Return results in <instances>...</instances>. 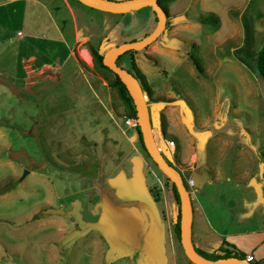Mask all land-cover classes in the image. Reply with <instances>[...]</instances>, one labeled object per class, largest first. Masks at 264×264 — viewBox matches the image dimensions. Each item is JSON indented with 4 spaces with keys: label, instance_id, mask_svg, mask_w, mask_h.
<instances>
[{
    "label": "rangeland",
    "instance_id": "obj_1",
    "mask_svg": "<svg viewBox=\"0 0 264 264\" xmlns=\"http://www.w3.org/2000/svg\"><path fill=\"white\" fill-rule=\"evenodd\" d=\"M161 1L188 8L193 25L178 29L173 21L174 46L149 45L117 60L131 67L133 56L155 98H164L150 107L157 142L192 186L210 166L232 177L252 166L260 182L264 80L232 49L245 42V26L252 46L264 45V0ZM74 2V21L62 0L0 6V264H166L156 260L160 253L172 259L170 236L177 237L171 187L140 146L136 126L127 123L110 84L113 73L97 69L90 51L143 39L156 29L158 14L151 5L114 13ZM211 14L219 16V27L213 19L194 20ZM74 23L91 41L79 37L72 45ZM162 37L172 38L167 29ZM31 54L57 68L34 65L37 73L29 75L33 66L24 60ZM241 143L258 145L261 154L252 146L251 155L240 151ZM104 209L103 222H118V210L126 213L121 236L116 221L104 230L92 225ZM193 209V228L208 239L203 252L215 256L220 237ZM194 243L199 249L197 237ZM122 252L132 256L112 262ZM178 253L185 256L180 244Z\"/></svg>",
    "mask_w": 264,
    "mask_h": 264
},
{
    "label": "crops",
    "instance_id": "obj_2",
    "mask_svg": "<svg viewBox=\"0 0 264 264\" xmlns=\"http://www.w3.org/2000/svg\"><path fill=\"white\" fill-rule=\"evenodd\" d=\"M11 1L12 0H7L6 2L1 3L0 6L9 5L13 2H18L23 0H14L12 2ZM28 1H32V0H28ZM35 1H39V0H35ZM62 1L64 2L65 7L68 9L70 14L73 16V21H74L75 9L73 5L75 3L74 2L75 0H62ZM247 1L252 2V0H247ZM22 6L24 7V5ZM169 9L170 10L181 9L178 12L172 13L170 17H168V20H170L171 22L173 21L174 23L177 22L173 24L174 25L177 24L178 29L180 27H190L188 25H193L192 23H190L191 21L190 18L192 16L188 15V11H187L188 8L186 7L182 8V6L180 7L173 6V7H169ZM51 13L52 12L49 10L48 14L50 17H52L53 14ZM242 14L243 13H238V16L241 18ZM55 27L59 29L60 33L62 32L61 26L59 24L55 25ZM169 31L170 29L168 30V36L172 37L170 40L167 37L165 38L162 37L161 39L159 38L158 40L154 41L151 44V46H153L155 50L159 49L160 47L167 46L164 42L170 43L174 46L173 39L175 37H173V35L178 34L179 30L178 31L174 30V32L170 34ZM19 34L23 35L24 33L23 32L21 33V31H19ZM74 36H75V40L72 43V45H74L76 41H78L79 37H84L85 42L91 41L89 35L79 34V29L76 24L74 25ZM238 47L240 46H237L232 49L233 54H234V50ZM69 49L70 50L68 51V54L73 55L75 53L74 50L71 48ZM27 60L28 62L30 61V63L32 64L31 66H33L30 67L29 75H31V73L33 74L37 73L34 65L36 66L40 65L41 68H45L47 70L57 68L53 63L44 61L42 57L37 54L29 55L24 60V62ZM256 79L258 78L256 77ZM251 146L253 149H255L256 154L260 153L259 146L253 143H248V144L241 143L240 151L242 152L248 151L250 154L251 152L249 150L251 149ZM166 147L169 148L173 153H175V148H172L170 142L169 145H167ZM258 162L259 164L262 165L260 182L254 181L255 173L253 170L254 167L252 166L248 167V169L245 171L244 174L236 175L235 177H232L229 174H223L219 170L213 172L214 171L212 170L213 167L210 166V169L205 168L206 172L200 173L197 176H195L194 178L197 184L194 186L190 185L189 187L191 189L190 194L193 201V207L197 209V213L199 214V216H201L204 224L208 228H210V230L216 233L218 237H220L221 241L219 244H222L224 240H227L235 244L237 247L243 250L247 255L249 254L253 255L255 259L252 262L253 264L254 263L264 264V159L258 157ZM202 165H205V163H203ZM171 195L173 197V203H176L175 208L173 207V212H174L173 218L176 219L177 214L179 212V205L173 192L171 193ZM70 207L68 208L69 210L73 208L72 205H70ZM105 209L103 210L100 216L101 217L100 221H96L93 223L104 221ZM116 216H119L118 222L116 221L115 218L114 219L110 218V221L112 223V226L114 225L115 221L118 223L117 233L119 236H121V233L126 226L125 221L127 220L128 217L125 212H122L120 210L116 212ZM111 223L108 222V220L107 222H103V224H105L104 227H106L107 225L109 226V224ZM193 225H194V217L192 223L193 244L195 246L194 237H197L196 244H198L199 247L198 250L206 251V249L208 248V242L206 240L208 239H205L206 238L205 236L201 235L198 230H195L193 228ZM104 227L103 228L99 227V229L104 230ZM203 231L206 232V230ZM153 237L155 238V234L153 235ZM170 242L172 246V257H171L172 259H169L167 257L165 258L163 254L160 253L159 254L160 256L157 255L158 258L156 261L160 262L165 260L166 264H197L187 256L182 242H180L176 236H170ZM179 244L180 246H182L185 256L178 253ZM130 245L133 246L135 244L130 243ZM217 248H219V245L218 247H216V249ZM136 252L137 250L135 251V253ZM130 256H132V254L129 255L128 252H122L119 253L118 256L114 257L112 262L124 258L126 259L129 258ZM132 258H134V255Z\"/></svg>",
    "mask_w": 264,
    "mask_h": 264
},
{
    "label": "water",
    "instance_id": "obj_3",
    "mask_svg": "<svg viewBox=\"0 0 264 264\" xmlns=\"http://www.w3.org/2000/svg\"><path fill=\"white\" fill-rule=\"evenodd\" d=\"M80 2L104 11L114 13H124L135 9L151 5L158 14V25L156 29L141 40L125 42L112 47L104 54V64L117 73L120 78L129 86L132 96L136 102L139 113V125L143 136L144 145L157 163L160 170L169 177L177 186L181 198L182 224H181V242L187 256L197 264H253L246 261H216L201 256L194 244L192 238V223L194 217L193 201L189 188L182 174L177 172L156 140L154 123L151 118V108L148 104V96L143 89V85L134 72L118 64L117 59L120 55L130 50H144L157 40L167 28L168 13L158 0H79ZM204 138H201V141ZM59 161L62 162L60 158ZM28 171L25 173L27 174ZM9 188V187H7Z\"/></svg>",
    "mask_w": 264,
    "mask_h": 264
},
{
    "label": "trees",
    "instance_id": "obj_4",
    "mask_svg": "<svg viewBox=\"0 0 264 264\" xmlns=\"http://www.w3.org/2000/svg\"><path fill=\"white\" fill-rule=\"evenodd\" d=\"M158 1L162 5V1L161 0H158ZM162 6L167 11L168 17H170L169 7L164 6V5H162ZM211 19L215 20L217 22L215 26L219 27L218 24H219L220 18L216 14H211L209 16H200L199 18H197L195 20L199 21L203 24H209V23H211L210 22ZM156 21L158 23V17L156 18ZM172 26H173V22L168 20L166 29L169 30V29H171ZM245 28H246L245 42L243 43L242 46H240L234 50V56L238 60H240L242 63H244L259 80H264V45H262L259 48L253 47L252 46L253 37H251V35H253V34H251V27L245 26ZM164 43L168 46H173L170 43H167V42H164ZM90 50L93 54V61H94L95 67L97 69H99L100 71L106 70L108 72L113 73V78L110 79V84L116 88V90L119 94V97L125 106L126 116L131 117V118H136L138 120L136 130L138 133L140 146L145 150L147 155L150 158H152L150 156V154L148 153V151L144 145V142H143V136H142L140 125H139L138 107H137L136 102L132 96V92H131L129 86L120 78V76L117 73H115L113 70H111L108 66H106L104 64L105 52L100 51V49H97L94 45L90 46ZM131 52H133V51L130 50V51L125 52L124 54L120 55L117 60L121 59L123 56H125ZM143 56L147 60L154 62L153 56H151L150 54H147L144 52ZM191 57H192L195 65H196L197 69L200 72H204V69H203V66L201 64L200 59L195 54H191ZM120 65L127 68L128 70L134 72V74L140 79V82L143 85V89L148 92V95H149L148 104L150 107L153 104H157L158 102L164 100L163 97L158 98V99L155 98L151 87L148 85L145 74L141 71V69L139 68V66H138V64H137V62L133 56L131 58V65H132L131 67H128V66L122 65V64H120ZM0 124H2V123H0ZM199 158H201V157H199ZM170 162H171L173 168L177 172H179L180 174L183 175L181 169L177 166V164H174L172 161H170ZM156 165H157V163H156ZM165 178H166L167 184L171 187V190L174 193V196H175V198L178 202V205H179V212L177 214L176 219L174 220V231L177 235L178 240L181 242V224H182L181 198H180V194H179V191L177 189L176 184L166 175H165ZM51 212H56V211H55V209L51 208L50 213ZM101 222H98V223H95L92 225H95V226L98 225V227L103 228L104 224H103V222L102 223ZM196 250L201 256H203L207 259L216 260V261L234 262V261H246L247 260V254L243 250H241L239 247H237L235 244H233L227 240H224L222 242V244L219 246V248H217L215 250V256H209L208 254H206L203 251L198 250L197 248H196ZM254 264H257V263H254Z\"/></svg>",
    "mask_w": 264,
    "mask_h": 264
},
{
    "label": "built area",
    "instance_id": "obj_5",
    "mask_svg": "<svg viewBox=\"0 0 264 264\" xmlns=\"http://www.w3.org/2000/svg\"><path fill=\"white\" fill-rule=\"evenodd\" d=\"M127 123L129 125H131L132 127L133 126H137L138 124V120L136 118H131V117H127ZM189 181V184L192 186L194 184V181L193 179H188ZM247 260L250 261V262H253L255 259H254V256L253 255H247Z\"/></svg>",
    "mask_w": 264,
    "mask_h": 264
},
{
    "label": "flooded vegetation",
    "instance_id": "obj_6",
    "mask_svg": "<svg viewBox=\"0 0 264 264\" xmlns=\"http://www.w3.org/2000/svg\"><path fill=\"white\" fill-rule=\"evenodd\" d=\"M183 177H184V175H183ZM185 178V177H184ZM187 179V178H186ZM187 186L189 187L190 186V184H189V181H188V179H187Z\"/></svg>",
    "mask_w": 264,
    "mask_h": 264
}]
</instances>
